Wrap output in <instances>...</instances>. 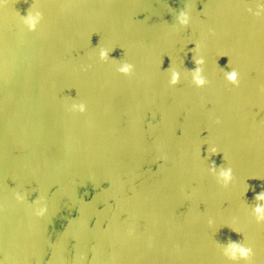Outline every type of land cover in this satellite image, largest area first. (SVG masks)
Masks as SVG:
<instances>
[{"label": "water", "instance_id": "obj_1", "mask_svg": "<svg viewBox=\"0 0 264 264\" xmlns=\"http://www.w3.org/2000/svg\"><path fill=\"white\" fill-rule=\"evenodd\" d=\"M261 191L264 0H0V264H264Z\"/></svg>", "mask_w": 264, "mask_h": 264}, {"label": "clouds", "instance_id": "obj_2", "mask_svg": "<svg viewBox=\"0 0 264 264\" xmlns=\"http://www.w3.org/2000/svg\"><path fill=\"white\" fill-rule=\"evenodd\" d=\"M37 15H39V14H37ZM23 18L25 20V23L28 24L29 29L34 31L35 30V18H33L31 16V13L27 12V15H23ZM178 19H179L180 23L187 25L188 22H189V15H188L187 12L181 11L180 14H179ZM195 47H199V45L195 44ZM101 55L102 56H107V55H109V53L106 52V51H102ZM203 62L204 61H203L202 58L194 59V64H202ZM131 68H132L131 64H125L121 70L123 72H128ZM200 71L201 70L199 68L195 69V73H196L195 80H196V83H197L198 86H203L205 83H207V81H205V79L199 75ZM227 79L232 83V85H234V86H238L239 85V74H238V72L235 69H232L231 71H229L227 73ZM177 80H178V74L174 72L171 83L175 84L177 82ZM81 110L82 111L84 110L83 106H81ZM216 153H218L217 149L215 147H213L211 149V151H210V154L213 155V154H216ZM212 167L213 168L217 167V165L215 164L214 161L212 162ZM231 173H232V170L230 168L227 169V170H223L222 169L220 174L224 178L226 183L228 181H230ZM255 199L258 200V201L259 200H264V191H261L260 193H257L255 195ZM45 211L46 210L42 209L36 215L37 216H43L45 214ZM255 212L257 214L256 215L257 222L258 223L259 222H264V205L257 204L256 207H255ZM227 255H229V258L233 259V260L243 259L245 261H250L252 255H253V250H252L251 247L241 245L240 243H238L236 241H229L228 242Z\"/></svg>", "mask_w": 264, "mask_h": 264}]
</instances>
